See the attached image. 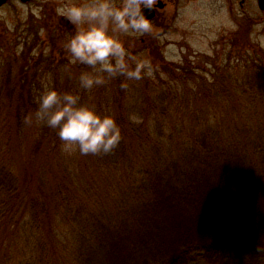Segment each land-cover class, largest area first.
<instances>
[{"label":"trees","instance_id":"16d2710c","mask_svg":"<svg viewBox=\"0 0 264 264\" xmlns=\"http://www.w3.org/2000/svg\"><path fill=\"white\" fill-rule=\"evenodd\" d=\"M33 38L29 28L22 52L0 59V264H224L240 246L264 253V109H254L264 107L263 52L238 69L248 95L232 98L218 78L237 69H217L220 88L202 82L203 69L140 78L124 64L33 60L43 50ZM108 84L113 97L96 95ZM186 84L212 100L223 89L218 102L238 106L198 114L200 99L176 94ZM88 86L91 96L73 90ZM69 237L77 249H63Z\"/></svg>","mask_w":264,"mask_h":264},{"label":"rangeland","instance_id":"374dc122","mask_svg":"<svg viewBox=\"0 0 264 264\" xmlns=\"http://www.w3.org/2000/svg\"><path fill=\"white\" fill-rule=\"evenodd\" d=\"M114 1L94 0L106 7ZM166 14L169 17L168 31H160L153 25L154 49L151 60L142 62L136 57L135 63L129 64L123 57L114 54L117 53L115 49L108 52L105 50L112 44L114 46V41L120 39V36H124L116 30L113 13L99 15L90 2L87 5L83 0H31L26 3L10 0L0 7V59L22 52V37L30 28L34 33L31 46L38 44L43 49L40 50L41 54L38 50L31 51L30 58L36 61L45 62L51 59L59 63L58 60L69 56V59L78 62L77 59L85 55L83 60L96 62L103 67L113 64L118 67L131 66L140 73L138 74L140 78L155 77L156 70L164 72L162 76L166 79V73L194 71L198 74L200 70L198 72L195 70L203 69L207 80L202 82L206 85L220 88L219 79L226 82V89L233 95L232 98H245L248 90L236 84L245 81L249 76L238 72V69H242L249 59L263 56L261 53H264V14L258 9L257 0H244L242 6L240 0H179L177 6L168 8ZM61 17L70 20L74 28L70 30L62 27L59 23ZM93 20L98 22L94 23ZM130 35L139 37L140 33ZM99 53L107 56L100 57ZM92 55L98 60L93 59ZM226 67L237 70L224 73L217 79L219 74L217 69L224 70ZM211 73H214V78L211 77ZM78 79L81 83L87 84L96 80L97 76L81 74ZM261 79L264 80V75ZM91 88L95 87L73 90L80 95L91 96L95 91ZM102 88H99L96 95L113 97L112 84L105 86V90ZM63 93L69 92L64 90ZM225 93H227L225 90L218 89L215 91L216 97L212 100L204 98L200 90H196L192 85L176 91L180 98L191 101L200 99V102H196L198 107L194 109L198 114L232 113L233 108L238 106L231 102L232 99L218 102L221 100L219 96ZM90 105L91 102H88L87 106ZM101 105L105 106L106 103ZM240 108L242 112L248 110L247 100ZM90 109H94L93 104ZM254 109L262 111L264 107L256 105ZM64 242L68 245L63 249L70 251L78 248V244L71 237L64 239ZM49 257L46 255V264L51 263ZM219 260L224 264H230L232 260L264 262V253L240 246L222 253ZM60 264L65 262L60 259Z\"/></svg>","mask_w":264,"mask_h":264},{"label":"flooded vegetation","instance_id":"af4514ba","mask_svg":"<svg viewBox=\"0 0 264 264\" xmlns=\"http://www.w3.org/2000/svg\"><path fill=\"white\" fill-rule=\"evenodd\" d=\"M83 1L87 5L90 2L92 8L99 15L104 13H113L115 15L116 30L120 31L124 36H120V39L114 41V46L112 44L105 50L108 52L111 49H115L117 53L114 52V54L123 57L129 64L135 63L134 58L136 57H139L142 62L151 60L152 50L154 49L153 25L157 26L160 31H168L167 22L169 17L166 11L169 7L177 6L179 2V0H115L110 6L106 7L103 4L94 2V0ZM243 1L240 0L241 6ZM128 8H130V13L128 12ZM149 8L154 10V16L152 18H148L146 14V9ZM93 22L97 23L98 20H93ZM59 23L62 27L70 30L74 28L70 20L65 17H61ZM136 32L140 33L139 37L130 35H134ZM115 46L116 48H114ZM53 50H56V46H54ZM99 54L100 57L107 56L101 53ZM91 57L96 59L93 55ZM84 58L85 55L79 57L77 60L81 61ZM67 59H69V56ZM70 60L72 59L70 58Z\"/></svg>","mask_w":264,"mask_h":264},{"label":"water","instance_id":"95a60500","mask_svg":"<svg viewBox=\"0 0 264 264\" xmlns=\"http://www.w3.org/2000/svg\"><path fill=\"white\" fill-rule=\"evenodd\" d=\"M9 0H0V7L3 6L6 2H8ZM22 3H26L30 0H19ZM257 6L259 8V10L264 11V0H257ZM128 12L130 13V8H128ZM146 14L148 16V18H152L154 16V10L153 9H146Z\"/></svg>","mask_w":264,"mask_h":264}]
</instances>
